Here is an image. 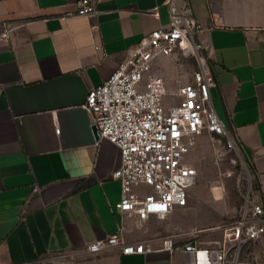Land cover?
<instances>
[{
	"label": "crops",
	"instance_id": "1",
	"mask_svg": "<svg viewBox=\"0 0 264 264\" xmlns=\"http://www.w3.org/2000/svg\"><path fill=\"white\" fill-rule=\"evenodd\" d=\"M75 2L0 0V32L2 19L21 23L7 41L0 38V264H54L60 255L63 264H189L182 247L205 244L199 235L206 230L182 229L172 213L184 207L144 220L114 209L119 149L106 139L96 144L83 106L88 90L136 43L168 26L166 0H97L95 14L67 15ZM187 2L209 28L214 109L253 174V200L264 208V0ZM194 65L176 53L154 61L168 89L181 72L183 82L191 80ZM117 230L126 243L153 251L80 254ZM167 237L172 251L160 250ZM251 246L256 264H264V233Z\"/></svg>",
	"mask_w": 264,
	"mask_h": 264
},
{
	"label": "built area",
	"instance_id": "2",
	"mask_svg": "<svg viewBox=\"0 0 264 264\" xmlns=\"http://www.w3.org/2000/svg\"><path fill=\"white\" fill-rule=\"evenodd\" d=\"M96 1L76 0L74 13L66 14L93 15ZM166 5L168 26L152 30L136 43L105 81L88 90L83 104L91 126L96 127V144L106 139L119 149V165L111 173L120 182V199L114 209L134 214L139 220L150 215L163 219L174 209L187 206L188 192L197 176L188 156L203 133L223 139L229 150L242 157L211 100L210 91L216 82L209 63V28L191 13L187 0H166ZM151 13L158 14L156 8ZM1 23L0 38L4 41L21 25L8 19ZM199 33L206 37L197 38ZM175 53L193 60L195 67L191 80L183 82L186 75L182 73L174 79L176 87L168 89L154 61ZM55 131L58 133L59 128ZM220 229V241L183 245L190 257L187 263L256 264L249 248L264 233L261 204L249 198L242 213ZM110 248H119L123 254L153 251L143 242L126 243L117 230L86 243L80 254L93 255ZM174 248L173 238L167 237L160 250ZM63 257L52 261L63 264Z\"/></svg>",
	"mask_w": 264,
	"mask_h": 264
},
{
	"label": "rangeland",
	"instance_id": "3",
	"mask_svg": "<svg viewBox=\"0 0 264 264\" xmlns=\"http://www.w3.org/2000/svg\"><path fill=\"white\" fill-rule=\"evenodd\" d=\"M188 162L197 170L196 180L188 192V205L176 209L172 216H178L182 229L206 230L199 238L213 244L222 239L220 226L236 219L255 194L254 177L243 158L229 150L223 139L207 133L197 138ZM249 250L253 255L252 246Z\"/></svg>",
	"mask_w": 264,
	"mask_h": 264
},
{
	"label": "water",
	"instance_id": "4",
	"mask_svg": "<svg viewBox=\"0 0 264 264\" xmlns=\"http://www.w3.org/2000/svg\"><path fill=\"white\" fill-rule=\"evenodd\" d=\"M92 129H93V132H94V134H95V136H96V127L95 126H92Z\"/></svg>",
	"mask_w": 264,
	"mask_h": 264
}]
</instances>
